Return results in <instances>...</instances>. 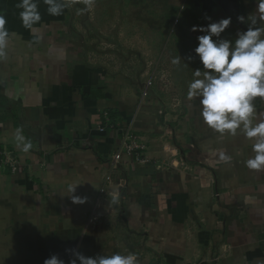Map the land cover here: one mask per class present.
Returning <instances> with one entry per match:
<instances>
[{"label": "crops", "instance_id": "0c3cea01", "mask_svg": "<svg viewBox=\"0 0 264 264\" xmlns=\"http://www.w3.org/2000/svg\"><path fill=\"white\" fill-rule=\"evenodd\" d=\"M173 1L179 54L167 57L157 97L107 85L102 68L79 60L62 0L58 16L37 0L41 20L31 28L21 22V0H0L10 33L0 62V147L22 166L21 173L0 171V264H43L53 254L67 264V249L86 257L135 253L139 264H264V170L245 163L257 138L242 125L235 134L206 125L199 99L187 98L198 58L171 63L194 55L204 33L193 26L231 17L222 37L234 40L247 27L237 16L256 5ZM254 104L252 126L264 120V101ZM105 111L115 128L100 132ZM126 125L145 144L147 161L123 154L111 169ZM17 129L32 142L27 153L17 146ZM70 185L86 203L71 202Z\"/></svg>", "mask_w": 264, "mask_h": 264}, {"label": "clouds", "instance_id": "9594fccd", "mask_svg": "<svg viewBox=\"0 0 264 264\" xmlns=\"http://www.w3.org/2000/svg\"><path fill=\"white\" fill-rule=\"evenodd\" d=\"M248 2V0H246ZM49 5L48 13L53 16L61 14L63 4L58 0H45ZM255 12L247 17L237 16V20L245 24L246 30H239L235 39L222 37V33L232 23L231 17L210 22L206 26L192 27V31L204 33L197 36V46L194 55L174 57L173 65H180L181 59L192 62L198 58L201 67L195 68L193 79L188 84L187 98L199 99L203 121L217 132L226 130L235 134L243 126L248 138H257L253 145L255 157L245 163L247 168L264 170V120L252 126V118L256 107L254 101L260 98L264 101V0H254ZM18 7L20 19L24 27L31 28L41 20L37 0H21ZM211 20V17H205ZM6 19L0 15V62L7 58L6 48L10 33L5 27ZM203 69V71H202ZM15 140L17 146H22L25 153L33 147L26 140L21 129H17ZM230 159L229 157H223ZM77 186H69L73 204H84L87 196L76 195ZM112 203H116L113 199ZM72 257L67 264H139L135 253L121 255L98 254L86 257L76 249H67ZM43 264H66L57 254L46 258Z\"/></svg>", "mask_w": 264, "mask_h": 264}, {"label": "rangeland", "instance_id": "374dc122", "mask_svg": "<svg viewBox=\"0 0 264 264\" xmlns=\"http://www.w3.org/2000/svg\"><path fill=\"white\" fill-rule=\"evenodd\" d=\"M62 1L80 61L102 68L107 85L162 95L167 57L179 54L172 48L180 12L173 0Z\"/></svg>", "mask_w": 264, "mask_h": 264}, {"label": "built area", "instance_id": "2783aa9c", "mask_svg": "<svg viewBox=\"0 0 264 264\" xmlns=\"http://www.w3.org/2000/svg\"><path fill=\"white\" fill-rule=\"evenodd\" d=\"M105 122L99 123L98 130L104 132L106 128L114 129L115 125L110 121L108 113H103ZM121 138L117 149L111 155L109 164L111 169H116L119 165L123 154L129 156L137 163L144 164L147 161L145 157V144L141 138L132 130L129 125H126L120 130ZM0 171L11 174L21 173L22 166L13 152L5 147H0Z\"/></svg>", "mask_w": 264, "mask_h": 264}, {"label": "trees", "instance_id": "16d2710c", "mask_svg": "<svg viewBox=\"0 0 264 264\" xmlns=\"http://www.w3.org/2000/svg\"><path fill=\"white\" fill-rule=\"evenodd\" d=\"M112 117V115H110ZM110 118V117H109Z\"/></svg>", "mask_w": 264, "mask_h": 264}]
</instances>
